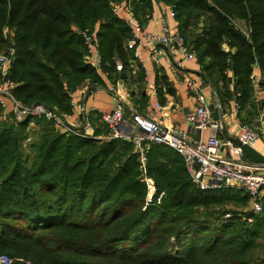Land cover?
Here are the masks:
<instances>
[{
    "label": "trees",
    "instance_id": "trees-1",
    "mask_svg": "<svg viewBox=\"0 0 264 264\" xmlns=\"http://www.w3.org/2000/svg\"><path fill=\"white\" fill-rule=\"evenodd\" d=\"M124 1L0 0V53L11 45L6 30L16 49L10 74L15 98L72 115V94L79 87L86 82L106 87L84 60L82 33L95 32L106 80L124 81L134 95L138 91L143 110L146 70L127 48L130 28L112 11ZM162 1L175 6L178 28L203 76L220 95L239 102L243 124H253L259 114L257 67L264 88V0ZM131 6L146 27L153 0ZM158 73L156 91L164 104L175 89ZM30 123L0 122V255L34 264L256 263L264 249V212L228 209L248 207L247 194L200 190L176 151L150 145L147 174L165 197L146 207L143 165L133 144L62 134L46 120H35L31 131ZM108 134L104 124L95 129V137ZM32 135L35 140L27 145ZM244 156L264 163L252 149Z\"/></svg>",
    "mask_w": 264,
    "mask_h": 264
},
{
    "label": "built area",
    "instance_id": "built-area-1",
    "mask_svg": "<svg viewBox=\"0 0 264 264\" xmlns=\"http://www.w3.org/2000/svg\"><path fill=\"white\" fill-rule=\"evenodd\" d=\"M138 0H128L112 5V11L125 20L131 30V39L127 48L134 52L136 59H141L140 49H147L152 55L167 50L174 63L182 67L184 61H196L197 55L191 51L181 34L176 21L174 5H168L162 0H153L154 7L160 9V23L158 29H146L134 16L131 3ZM11 45L0 53V122L10 121L19 124L31 121L29 128L33 129L35 120L51 122L55 129L62 134H77L83 138L96 139L95 130L89 123L71 124L70 115H61L56 109L43 103L25 105L14 96V83L10 79L11 68L16 57L13 44V33L6 30ZM87 54L84 60L93 66L99 74L102 70V58L96 33L83 32ZM118 70L121 64L118 63ZM253 81L257 78L253 76ZM189 91L196 99L197 105L190 110L185 120L191 127L186 131L178 127L161 125L156 120L133 112L132 121L125 119V106L119 101L116 107L101 115L102 123L108 128V139L122 140L134 145L140 154L142 162V177L147 186L146 207L160 205L165 193L158 195L155 182L147 174L145 151L150 145H165L176 151L184 160L187 172L193 184L200 190L227 189L243 192L250 197L249 210L255 214L264 212V163H255L245 159L244 150L253 149L261 140V134L252 124L240 125L237 140L221 141L219 134L223 131L224 121L215 116L209 107L199 86L191 79L187 82ZM110 91L116 92L114 85L109 83ZM254 98L258 102L264 101V89H256ZM72 106L75 101L71 102ZM156 108L162 110L157 102ZM232 111L241 112V105L234 99ZM260 126L264 127V106L260 110ZM208 131L207 138L202 133ZM201 133L200 137H193L194 133ZM145 207V209H146ZM231 215H226L230 218ZM0 264H13L8 255H0ZM27 264H32L27 262Z\"/></svg>",
    "mask_w": 264,
    "mask_h": 264
},
{
    "label": "crops",
    "instance_id": "crops-1",
    "mask_svg": "<svg viewBox=\"0 0 264 264\" xmlns=\"http://www.w3.org/2000/svg\"><path fill=\"white\" fill-rule=\"evenodd\" d=\"M160 23V9L154 7L152 19L145 27L148 30L158 29ZM174 25H178L177 21H171ZM141 59L138 61L146 70L145 78V93L148 101L144 109H141L140 97L138 91L134 95L126 86L124 81L111 83L114 85L116 92L112 93L109 89V83L106 77L102 74V78L106 82V87L95 86L86 82L72 94V101H75L73 114L69 116L68 121L71 124L89 123L94 130L102 126L101 115L111 112L119 101L125 106V119L132 121L133 112H138L146 117L156 120L161 125L168 127H178L180 129L191 131V127L187 125L185 116L194 109L197 105L196 99L189 91L187 82L193 80L202 91L206 98L209 107L215 113V116L220 117L224 121L223 131L219 134L221 141H236L240 133L241 116L232 111L234 99L223 98L219 94L218 87L213 86L207 78L203 76L202 68L196 61H184L182 67L173 62L169 57L168 51H162L157 55H152L147 49H140ZM158 71H163L170 83L175 89V95L167 94L164 104L159 102L156 91V79L159 75ZM257 81H253L254 91L256 89H264L261 86V72L257 67L255 75ZM222 85L220 84L219 87ZM228 90H233V85L228 87ZM159 102L163 109H157L156 103ZM261 134V140L252 149L258 155L264 157V127L260 126L258 117L252 124ZM199 133H194L193 137H200ZM209 132L202 133L203 138H207ZM108 137L101 135L96 139H104ZM247 157V154L245 155Z\"/></svg>",
    "mask_w": 264,
    "mask_h": 264
},
{
    "label": "rangeland",
    "instance_id": "rangeland-1",
    "mask_svg": "<svg viewBox=\"0 0 264 264\" xmlns=\"http://www.w3.org/2000/svg\"><path fill=\"white\" fill-rule=\"evenodd\" d=\"M238 26L240 27V28H242L243 30H245V27H244V25H243V23H240V22H238ZM92 34H93V32H92ZM222 93V92H221ZM221 96L223 97V98H225L226 97V95L224 94V93H222L221 94ZM254 101H255V103L258 105V107H259V114H258V121H259V118H260V110H261V102H258L255 98H254ZM35 127V126H34ZM256 128V127H255ZM29 130H31L30 128H29ZM32 131V130H31ZM30 131V132H31ZM258 131V130H257ZM260 133V132H259ZM33 140H35V137H33V135L32 136H30L28 139H27V141H26V144L27 145H29L30 143H32L33 142ZM228 209H237L238 211H240V212H243V211H249V206L248 207H245V208H241V207H235L234 205H232V206H228ZM1 255H7V254H1ZM10 257V256H9ZM10 258H12V257H10ZM12 260H13V264H27V262H31L30 260H24V259H16V258H12ZM32 263V262H31ZM32 264H34V263H32ZM255 264H264V249H263V251H261L258 255H257V260H256V263Z\"/></svg>",
    "mask_w": 264,
    "mask_h": 264
}]
</instances>
